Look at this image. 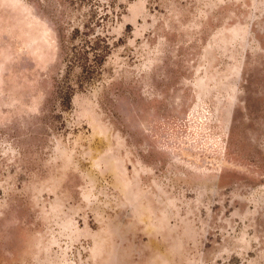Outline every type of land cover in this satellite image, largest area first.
Returning a JSON list of instances; mask_svg holds the SVG:
<instances>
[{
    "label": "rangeland",
    "instance_id": "1",
    "mask_svg": "<svg viewBox=\"0 0 264 264\" xmlns=\"http://www.w3.org/2000/svg\"><path fill=\"white\" fill-rule=\"evenodd\" d=\"M0 264H264V0H0Z\"/></svg>",
    "mask_w": 264,
    "mask_h": 264
}]
</instances>
